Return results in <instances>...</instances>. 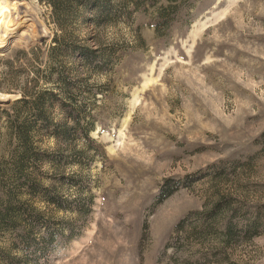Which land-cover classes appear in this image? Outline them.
Returning <instances> with one entry per match:
<instances>
[{
    "label": "rangeland",
    "instance_id": "374dc122",
    "mask_svg": "<svg viewBox=\"0 0 264 264\" xmlns=\"http://www.w3.org/2000/svg\"><path fill=\"white\" fill-rule=\"evenodd\" d=\"M52 1L0 0V264H264V0Z\"/></svg>",
    "mask_w": 264,
    "mask_h": 264
},
{
    "label": "trees",
    "instance_id": "16d2710c",
    "mask_svg": "<svg viewBox=\"0 0 264 264\" xmlns=\"http://www.w3.org/2000/svg\"><path fill=\"white\" fill-rule=\"evenodd\" d=\"M52 3L54 8L56 9L59 4L61 5V0H58V4L56 3V0L52 1ZM83 56L84 59L92 60L95 57V50L87 48L83 50ZM26 96L27 95L24 94L23 98L13 103V108L15 109L17 114V122L11 125V127L9 128V134L11 135V131L15 130L18 141L23 147L20 155L25 159L28 158L29 160H35L36 153L33 151L34 148L32 147V144L36 132H38L37 123L39 121L46 123V129H48L49 125L57 126V124L54 123V118L51 115L52 112L50 111L49 107L45 105V101L43 100L44 93L36 98L28 99ZM21 115H26V118H24L23 121H20V118L22 117ZM73 122L75 124H79V121L76 119ZM66 125L67 123L65 122L63 124V127L66 128ZM60 134H64L65 136H67V128L63 129V132H61Z\"/></svg>",
    "mask_w": 264,
    "mask_h": 264
}]
</instances>
